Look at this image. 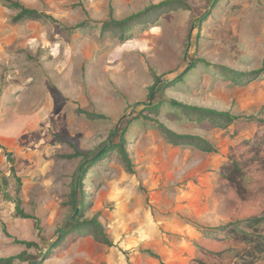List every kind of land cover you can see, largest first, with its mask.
<instances>
[{
  "label": "rangeland",
  "instance_id": "1",
  "mask_svg": "<svg viewBox=\"0 0 264 264\" xmlns=\"http://www.w3.org/2000/svg\"><path fill=\"white\" fill-rule=\"evenodd\" d=\"M18 1L57 22L15 21L18 10L0 0V257L26 251L35 263L15 264H230L197 245L201 227L264 208L263 164L244 188L223 175V164L234 153L243 159L239 143L261 125L243 117L264 118V72L235 82L224 70H264V0L161 6L134 20L122 39L118 27L67 28L122 20L166 0ZM139 104L138 118L123 123L128 164L110 146L111 133ZM178 104L239 118L223 128L192 119ZM159 123L216 151L175 145ZM76 177L85 206L63 236ZM93 219L110 242L95 239Z\"/></svg>",
  "mask_w": 264,
  "mask_h": 264
},
{
  "label": "trees",
  "instance_id": "2",
  "mask_svg": "<svg viewBox=\"0 0 264 264\" xmlns=\"http://www.w3.org/2000/svg\"><path fill=\"white\" fill-rule=\"evenodd\" d=\"M5 2L10 7L18 10L16 16L14 17L15 21H23L29 19L57 22V19L53 15L36 8L27 7L20 3L18 0H5ZM161 6H173V8H177L181 6L187 7L189 6V4L184 0H166L162 1L160 4L154 7L147 8L144 11L133 14L122 20H116L111 15L107 20L83 21L80 24L67 28V30L75 31L90 24H95L97 26L100 25L102 32L108 31L112 29V27H118L120 30L119 38L122 39L125 37V31L131 27V24L134 20L139 19L140 16L148 14L153 9ZM224 70L225 72H232L234 74L230 78L235 82L244 80V77H252L255 75L256 77L254 78L256 79L264 72V70H257L239 73L233 69L224 68ZM141 105L139 104L138 108L137 106L135 107V109L133 108L135 111L133 110L129 114H126L121 119L117 129H115L111 133V138L114 137L116 139H113V142H110V146L118 147L128 164L130 163V159L128 158L127 152L124 151L123 146L125 142V128L129 122L138 118L137 114L142 112V108L139 109V106ZM176 106L177 108L183 110V112L186 113L187 116L196 121L212 120V123H214L216 126H221L223 128L228 127L239 118L232 115L230 112L216 111L213 109L189 105L178 104ZM87 116L91 119L106 118L105 115L92 112L87 113ZM243 118L248 121L258 122L261 125L256 129V131L250 138L244 139L239 143V149L240 152L242 151L241 154L243 156V159H238L236 157V153H234V155L229 157L223 164V171H225L223 175L225 180L232 184H235V187L238 188H244V182L247 183V179L249 181H252L253 179L257 178L256 173H252V171L256 170V168L259 169L262 164L264 165V118L261 116V112L256 115L244 116ZM125 120H127V124L125 127H123V123ZM159 126L161 130L166 134L169 141L175 145L187 143L190 145H194L198 149L205 152L216 151L215 146L210 141H207L204 138L196 135H181L174 133L171 130L167 129L161 123H159ZM246 150L248 151L246 152ZM11 161L13 162L12 159ZM85 162L87 163L86 165L90 164V159L86 158L83 163ZM83 169H85V167ZM12 170L14 171V167H12ZM81 172L82 169L81 171H79L78 176H80ZM236 178H240L241 180L236 183ZM83 194L84 192L81 186L78 187V178L76 177L74 183V198L72 201L74 213L65 223L64 227L60 229L63 236L70 230L71 227L76 226L79 223V218L76 210L78 209L81 212L85 206ZM15 201L16 208L19 214L26 217L27 215H25L23 210L20 208V198H16ZM91 223L92 224L89 228L91 229V232H93L95 239L102 243L110 242L106 237L102 223L96 219H93ZM201 230V243L197 245L198 250L201 251V254H205L209 257H214L219 260H230V264H258V262L262 258H264V208L260 213L245 216L241 219L230 222L225 226L216 228L201 227ZM25 244L29 247L37 246L35 242H25ZM47 250L48 248L43 253H45ZM33 259L34 258L31 257V255H29L26 251H23L17 255L0 257V264H15L16 261H28L30 263H35V260ZM238 259H241V263L237 262ZM196 262L198 264H209L204 260H197Z\"/></svg>",
  "mask_w": 264,
  "mask_h": 264
},
{
  "label": "water",
  "instance_id": "3",
  "mask_svg": "<svg viewBox=\"0 0 264 264\" xmlns=\"http://www.w3.org/2000/svg\"><path fill=\"white\" fill-rule=\"evenodd\" d=\"M76 212H78V209H77V211Z\"/></svg>",
  "mask_w": 264,
  "mask_h": 264
}]
</instances>
